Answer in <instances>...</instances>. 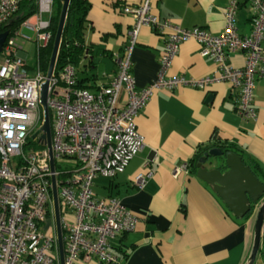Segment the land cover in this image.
I'll return each instance as SVG.
<instances>
[{
    "label": "built area",
    "instance_id": "1",
    "mask_svg": "<svg viewBox=\"0 0 264 264\" xmlns=\"http://www.w3.org/2000/svg\"><path fill=\"white\" fill-rule=\"evenodd\" d=\"M25 0H0V33L11 22ZM36 12L26 25L37 32V49L47 46L54 0H30ZM248 4L252 13V31L240 35L237 15ZM124 13L134 18L127 33V44L119 57L117 71L108 84L92 91L78 86L77 72L67 65L50 79L48 106L52 112V155L41 132L44 112L41 89L47 79L39 56L30 63L27 53L15 43L16 30L0 52V264H60L59 244L53 199V179L58 187L65 263L80 258H98L114 263L111 240L117 234L132 231L137 216L120 199L96 196L93 185L98 176L114 177L145 146L138 130L137 116L157 90L181 86L205 89L216 82H228L239 88L237 109L245 119H254L256 81L264 79V0H230L225 9V27L213 34L201 27L183 28L162 20L151 11V0L127 5ZM48 20H44V16ZM21 24V25H22ZM150 26L166 35L158 76L138 89L132 73L131 54L140 30ZM7 31V30H6ZM195 40L200 54L217 64L214 75L187 79L168 76L167 71L185 41ZM246 54L243 68L228 63L229 52ZM41 147L30 143L29 138ZM68 160V163L60 161ZM63 167V168H60ZM187 165L175 168V176ZM153 176L151 168L137 174L135 184L143 188ZM47 218L53 225L45 230ZM264 234V226H263Z\"/></svg>",
    "mask_w": 264,
    "mask_h": 264
},
{
    "label": "crops",
    "instance_id": "2",
    "mask_svg": "<svg viewBox=\"0 0 264 264\" xmlns=\"http://www.w3.org/2000/svg\"><path fill=\"white\" fill-rule=\"evenodd\" d=\"M88 1L91 8L86 40L94 54L93 58L90 54L84 57L81 64L91 58L96 64L91 68L87 65L86 73H82L94 91L110 82L127 44L134 18L123 8L145 0ZM229 2L151 0V11L183 28L201 27L220 34ZM251 19L248 4L241 5L236 22L240 35L251 33ZM165 39L166 35L150 26L141 28L131 54L138 89L157 78ZM245 62L244 52H229L231 66L243 68ZM217 69L213 59L200 54V45L189 40L181 44L167 75L198 79L214 75ZM238 98L239 88L228 82H216L205 89L187 85L155 91L136 119L145 138L143 150L123 172L114 177L98 176L94 183L98 178L108 180L102 182V190L93 187L98 197L120 199L137 216L136 228L111 240L114 263L82 257L75 264H246L253 247L257 209L237 218L193 170L194 159L202 149L225 144L233 146L264 182V79L256 81V118L245 119L239 113ZM184 165L187 170L175 176V168ZM145 168H151L153 176L139 188L135 177ZM255 264H264V235Z\"/></svg>",
    "mask_w": 264,
    "mask_h": 264
},
{
    "label": "water",
    "instance_id": "3",
    "mask_svg": "<svg viewBox=\"0 0 264 264\" xmlns=\"http://www.w3.org/2000/svg\"><path fill=\"white\" fill-rule=\"evenodd\" d=\"M62 2L63 7L54 40L47 79L43 83L41 89L40 103L43 107L44 122L32 136L35 138L43 132L41 137L47 141L53 170L55 169V162L51 150L52 126L50 109L48 106V91L50 79L56 70L71 0H62ZM7 37L8 31L0 33V52ZM196 174L199 179L209 185L213 192L222 199L224 204L237 218H244L251 211L257 209L253 247L246 261V264H255L264 235V182L245 164L240 154L231 150L226 151L222 147H213L204 152L196 163ZM53 199L59 244V262L60 264H66L59 194L55 177L53 179Z\"/></svg>",
    "mask_w": 264,
    "mask_h": 264
},
{
    "label": "trees",
    "instance_id": "4",
    "mask_svg": "<svg viewBox=\"0 0 264 264\" xmlns=\"http://www.w3.org/2000/svg\"><path fill=\"white\" fill-rule=\"evenodd\" d=\"M63 2L62 0H54L53 12L50 17L49 31L51 32L52 38L47 46L40 47L36 49V56H39L42 70L45 74L48 72L50 59L52 56L54 40L60 20V15L62 12ZM91 8V4L88 0H71L69 11L67 15V20L65 24V29L62 37V43L57 59L56 73L63 70L67 65H73L77 72V82L78 86L89 88L90 84L85 83L88 78L87 75H81V73H86L85 68L94 67L93 54L94 52L91 49V45L87 43L86 33L89 27L88 14ZM36 12V5L33 1L25 0L17 14L14 16L13 20L6 24L2 30L10 32L13 34L21 24L26 21L28 18L34 15ZM253 28V25H252ZM188 29V28H187ZM252 31V30H251ZM88 54L92 55L89 63L82 65L81 61L84 57H87ZM96 65V64H95ZM80 74V75H79ZM93 85V84H92ZM51 120L53 121V116L51 112ZM30 143L34 144L37 147H41L32 139L29 138ZM213 147H222L226 151H235L233 146L219 144V145H208L202 151H200L193 163V170L196 171V163L198 159L204 154L205 151ZM236 152V151H235ZM254 172V171H253ZM255 173V172H254ZM256 174V173H255ZM250 213L247 215L249 216Z\"/></svg>",
    "mask_w": 264,
    "mask_h": 264
},
{
    "label": "rangeland",
    "instance_id": "5",
    "mask_svg": "<svg viewBox=\"0 0 264 264\" xmlns=\"http://www.w3.org/2000/svg\"><path fill=\"white\" fill-rule=\"evenodd\" d=\"M44 20H48V16L45 15L44 16ZM36 38H37V32L29 27L28 25H26V22L24 24H22L19 28H18V34L15 35V43L16 45H18L19 47H22L23 50L27 53L28 55V59H30V63H35V58H36V49H37V45H36ZM100 67V64H99ZM102 67H100V69L98 70L99 73L101 72ZM88 75L91 74V72H87ZM83 74L81 73V76ZM51 116V113H50ZM68 163V160H64L62 159L60 161V163ZM63 168V167H60ZM99 179V178H98ZM96 180V182L94 183L95 185L93 186L94 189L96 191H100L102 190V182H107V179H100V180ZM53 225L52 219L51 218H47L44 228L45 230H49Z\"/></svg>",
    "mask_w": 264,
    "mask_h": 264
}]
</instances>
